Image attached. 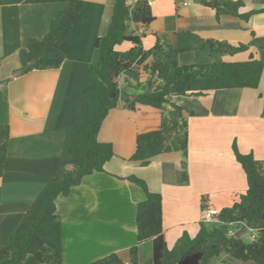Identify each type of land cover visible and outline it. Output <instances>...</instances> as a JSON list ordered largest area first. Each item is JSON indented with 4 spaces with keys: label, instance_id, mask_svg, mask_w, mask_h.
I'll return each instance as SVG.
<instances>
[{
    "label": "crops",
    "instance_id": "obj_1",
    "mask_svg": "<svg viewBox=\"0 0 264 264\" xmlns=\"http://www.w3.org/2000/svg\"><path fill=\"white\" fill-rule=\"evenodd\" d=\"M80 1L82 8L61 43V65L20 73V49L29 39L47 33L67 0H0V124L10 129L0 177V246L44 183L73 162L61 155L64 131L74 119L89 66L100 65L95 40L105 35L114 2ZM241 1L240 13L264 8L260 0ZM151 11L154 20L149 25L129 23V31L141 35L144 49L154 45L156 36L160 43L177 48L181 65L204 63L208 39L249 46L223 56L225 61L247 60L249 52H255L253 40H264V12L248 19L229 14L216 17L212 7L195 0H152ZM129 47L125 42L117 49ZM118 81L120 98L98 134L100 141L112 142L115 155L104 164V171L84 176L68 195L55 199L61 220V264H88L110 253L129 262V248L136 243V205L145 197L127 179L129 175L142 178L149 190L161 194L163 233L172 247L184 232L194 237L200 222L211 229L205 224L211 221L203 220L207 208L219 211L245 192V173L234 158L232 143L240 152L264 159V68L257 88L170 96L171 103L184 108L188 124L185 184L178 181L180 152L157 155L144 166L129 159L136 135L158 127L160 110L140 104L128 109V99L139 91L137 81L130 71ZM150 256L151 242L146 241L139 247V264Z\"/></svg>",
    "mask_w": 264,
    "mask_h": 264
},
{
    "label": "trees",
    "instance_id": "obj_2",
    "mask_svg": "<svg viewBox=\"0 0 264 264\" xmlns=\"http://www.w3.org/2000/svg\"><path fill=\"white\" fill-rule=\"evenodd\" d=\"M215 10L216 17L229 14L248 19L264 12V8L240 13L241 0H195ZM264 4V0H260ZM82 8L80 0H67L51 20L42 38H31L19 51L20 73L31 70L58 68L64 55L61 43L69 34ZM154 20L147 0H114L113 12L105 35L95 40L99 50V67L90 65L72 123L65 129L61 155L71 157L70 167L55 173L44 183L8 238L0 246V264H61V220L56 213L55 199L66 196L82 178L104 171V164L114 155L110 141H100L98 134L108 113L120 98L118 78L126 71L134 74L139 91L127 101L128 109L147 105L160 110L156 129L138 133L131 161L147 165L160 154L180 152L182 160L178 172L180 184L188 182L186 170L188 154V124L184 108L169 101L173 95H203L209 91L231 88H257L264 68V40H253L255 52L247 60L225 61L223 56L246 51L244 43L231 44L225 40L208 39L204 45L208 58L204 63L181 65L179 50L168 43L144 49L141 35L129 31V23L147 26ZM129 43L126 50L117 46ZM143 77L142 81L139 78ZM170 104L167 109L166 105ZM264 116V104L262 109ZM10 137L8 124H0V177L3 175ZM235 160L241 165L247 188L238 200L221 208L214 226L207 229L200 222L194 237L184 232L172 247H168L163 233L162 196L149 190L145 180L135 175L127 179L140 187L145 197L136 205V243L129 248V262L118 253H110L88 264H139V247L151 242V256L143 264H179L189 250L205 247L202 264L220 256L228 264H264V159L242 153L232 143ZM245 224L255 235L249 242L235 237L230 226Z\"/></svg>",
    "mask_w": 264,
    "mask_h": 264
},
{
    "label": "water",
    "instance_id": "obj_3",
    "mask_svg": "<svg viewBox=\"0 0 264 264\" xmlns=\"http://www.w3.org/2000/svg\"><path fill=\"white\" fill-rule=\"evenodd\" d=\"M249 232L248 227L243 224L239 229L233 232L235 237H242ZM205 251V247L200 250L192 252V250L187 251L181 256L179 264H202V258Z\"/></svg>",
    "mask_w": 264,
    "mask_h": 264
},
{
    "label": "rangeland",
    "instance_id": "obj_4",
    "mask_svg": "<svg viewBox=\"0 0 264 264\" xmlns=\"http://www.w3.org/2000/svg\"><path fill=\"white\" fill-rule=\"evenodd\" d=\"M205 224L207 225V227H211V228L215 225L213 222L205 223ZM233 228H236L235 225L230 226V230H232ZM253 235H255V230H250L247 234L242 236V239L245 242H249L252 239ZM210 264H228V263L226 261H224V258L222 256H220V257L212 260L210 262Z\"/></svg>",
    "mask_w": 264,
    "mask_h": 264
},
{
    "label": "built area",
    "instance_id": "obj_5",
    "mask_svg": "<svg viewBox=\"0 0 264 264\" xmlns=\"http://www.w3.org/2000/svg\"><path fill=\"white\" fill-rule=\"evenodd\" d=\"M147 3L149 5H151L152 4V0H147ZM217 213H218L217 210L212 209V208H207L205 210V212L203 213V220L204 221H211V222L214 221V222H217V220L215 218V216H216Z\"/></svg>",
    "mask_w": 264,
    "mask_h": 264
},
{
    "label": "flooded vegetation",
    "instance_id": "obj_6",
    "mask_svg": "<svg viewBox=\"0 0 264 264\" xmlns=\"http://www.w3.org/2000/svg\"><path fill=\"white\" fill-rule=\"evenodd\" d=\"M192 252H195L194 250H192Z\"/></svg>",
    "mask_w": 264,
    "mask_h": 264
}]
</instances>
